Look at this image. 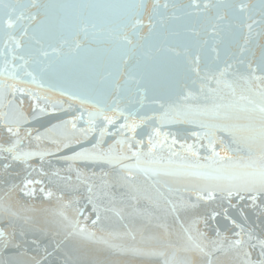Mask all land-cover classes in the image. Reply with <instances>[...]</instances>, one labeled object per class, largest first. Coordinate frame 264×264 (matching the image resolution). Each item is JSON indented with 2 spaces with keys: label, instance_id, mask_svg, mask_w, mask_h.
Returning <instances> with one entry per match:
<instances>
[{
  "label": "snow or ice",
  "instance_id": "6c2138e0",
  "mask_svg": "<svg viewBox=\"0 0 264 264\" xmlns=\"http://www.w3.org/2000/svg\"><path fill=\"white\" fill-rule=\"evenodd\" d=\"M96 7L99 6L91 3H45L42 0H29L27 4L4 5L5 14L9 16L8 28L16 27L17 21L28 22L26 25H19V39L11 34L8 35V41L13 42L15 48H24L25 45L21 41L24 38L28 39V56L26 58L21 55L19 60L23 63L19 65L13 63L10 69L8 67L10 62L6 59L4 68L0 69V75L19 80L22 72L25 77L31 78V81L36 83L38 81L35 72H39L42 77L58 75L63 65L78 62L82 54L91 51L92 49L88 46L92 43L106 44L107 47L103 51L108 53L109 58L121 65L125 71L129 68L133 71L141 68L143 57L147 56L153 62L148 69L149 73L154 74L162 82H166L170 76L166 61H182L189 65L191 71L195 73L196 79L191 81V85H196L199 81V89L198 92L186 91V94L182 96L183 103L169 104L165 115L174 113L176 117L183 118L184 122L198 123L204 131L195 132L192 135L197 141L207 139L208 143L207 145L198 142L190 144L186 141L181 143L175 136L170 137L169 133H162L159 128H154L148 136L147 151H145V141L136 139L139 124L134 120L128 122L127 116L125 117L126 122L119 125L115 133H109L107 127L98 128L96 121L101 115L107 125L115 124L113 117L104 115L106 108L114 109L122 116L125 115L115 105H105L95 113H88L87 127L77 128V121L81 117H73L71 120L62 121L60 124L45 129V132L36 135L35 139L37 141L48 139L55 145V152L58 153L62 149L70 148L73 143H81V139L74 138L76 134H79L83 140H88L99 131V138L95 139L91 148L81 147L79 151H73L71 155L58 157V159L71 162H104L117 166L120 171L115 182L109 185L107 181H103L102 188L120 187L126 188L129 193H135L137 189L133 181L136 171L142 172L145 176L161 173L194 176L203 179L205 183L192 189L188 187L175 189V199L161 192L158 187L155 188L157 198L145 196L149 204L162 212V217H155L158 221L155 227L161 230V234L151 238L157 242L158 247L150 249L127 247L97 236L95 226L101 221L102 213L110 209L96 202L99 195L94 192L95 185L89 183L90 177L78 168L73 169L70 164L67 170H75L77 181L87 188L88 195L85 199L92 204L95 214V219L91 221L93 228L90 229L84 221L79 219L83 215L81 208L75 209L77 218L69 217L65 211L73 204H79V198L64 201L63 193H61L57 197L60 202L57 208L37 209L34 206H25L23 214L15 210L4 198H0V225H4L7 220L8 226L11 227V231H8L7 227L0 226V264H52L50 258L57 254H60L59 264H107L104 259L88 257L78 249H67L65 244L69 238H78L83 242L98 245L113 255L134 254L153 257L159 259L160 264H195L193 254L201 256L203 264H218L217 254L226 255L230 252L236 254L239 264H264V238L256 234L254 229H245L237 224V221L229 215V210L235 208L247 220L244 207L258 210L260 215H264V76H238L242 80L254 79L260 82L257 88L250 87L238 91L234 82L225 79L233 67L232 64L225 61L222 69L217 66L214 70L209 65L202 70L200 52H193L189 47H157L138 55L137 49H143L144 41L148 39L141 32L144 25L142 10L146 7L145 4L141 2L123 5L129 9L127 14L107 19L99 18L91 11L85 12V9L90 10ZM204 7L205 9L217 8L216 19L218 21L225 19L229 9L244 11L249 8L245 3L228 4L224 0H220L216 5L206 3ZM258 7L261 12V23H264V0H259ZM30 9H35V12L29 11ZM18 10L19 14L13 20L11 14ZM248 18L251 19L250 16ZM254 23L257 21L253 20L247 25L249 32ZM154 27L150 16V32ZM213 31H216L215 26ZM213 51L216 52L215 60H219V52L216 49ZM16 58L13 55L12 59L16 60ZM247 67L251 69V63ZM261 71H264V54H262ZM108 75L111 76L112 73L109 72ZM233 75L237 74L233 73ZM128 79L134 80L135 76L129 75ZM105 81V75L97 71L95 85L104 87ZM137 83L139 84L140 81ZM212 83H215L217 87H211ZM220 85L229 90L227 97L223 94ZM113 86L117 91L120 90L118 83ZM9 87L6 84H0V95ZM183 88L189 89L190 84L184 83ZM11 90L21 93L26 91L22 88L17 89L15 86H11ZM29 95L34 100L39 99L32 93ZM198 100H211L212 103L210 105L189 103V101ZM81 102L84 101L81 100ZM9 104V112H0V124L15 139L7 146L0 144V179L9 178V191L19 189L21 195L26 198H35L37 191L51 198L54 195L52 191L44 187L37 189L36 185L44 183L42 180L37 181L28 177L32 172L37 171L29 160L38 156L43 163L46 156L53 155V151L23 150L21 147L23 138L20 132L21 126L27 123V117L19 111L18 106H12V102ZM35 107L37 114L46 111L39 103ZM161 107L164 105L162 104ZM55 110L53 108V111ZM197 116L233 123L211 124L205 120L190 118ZM69 124L71 125L70 131L68 130ZM217 131L228 133L229 139L226 141L223 137H218L215 134ZM25 132L31 136V130L25 129ZM126 133H131V135L127 136ZM106 136H120L121 138L105 148ZM177 145L182 151H177ZM200 149L209 150L210 155L202 157ZM165 150L168 152L166 160L158 154ZM189 158H192L194 162L188 163ZM130 159H134L135 163H123ZM177 159L182 162L181 165L178 168L171 167ZM201 160L206 163H201ZM16 163H23L26 168L31 169L19 184L10 180L11 170ZM48 163L51 164V161ZM38 171L41 175L49 177V183H56L57 180L65 182L71 180V177L61 176L60 169L51 174L45 172L43 167ZM96 175L94 172L91 174L92 177ZM108 175L109 173H103L105 177ZM65 187H72L74 191L76 190L67 183ZM168 191L172 193L173 189ZM193 196L195 202H193ZM131 199L137 202L139 200L134 194L131 195ZM201 202H219L220 209L213 210L206 216L195 217L185 227L181 213L197 210ZM241 203L244 207L240 206ZM116 214L119 215V212ZM168 216L173 217L183 230V237L177 242L170 239V225L166 222ZM220 216L239 229L234 233L235 238L229 240L218 228L215 229V239H209L206 232L200 231L198 227L200 223L208 228L209 221H214ZM151 218L152 214H149V223H151ZM108 235L114 238L129 236L133 240L136 239L131 230L126 233H109ZM44 239L48 241L46 244L43 243ZM254 251L255 258H253Z\"/></svg>",
  "mask_w": 264,
  "mask_h": 264
},
{
  "label": "water",
  "instance_id": "95a60500",
  "mask_svg": "<svg viewBox=\"0 0 264 264\" xmlns=\"http://www.w3.org/2000/svg\"><path fill=\"white\" fill-rule=\"evenodd\" d=\"M42 2L91 3L98 5L99 7L90 10L85 9V12L91 11L93 15L101 19L125 15L129 9L123 7V5L142 2L146 7L142 10L144 25L141 32L148 39L144 41L145 47L143 49H137L138 55H142L147 50H154L157 47H189L193 52H200L202 56L200 67L202 70L209 65L214 70L217 66L222 69L225 66V61L232 64L233 67L229 70L225 79L234 82L238 91L250 87L257 88L260 83L254 79L242 80L238 76H264V71H261L262 54H264V23H261V12L258 7L259 0H224L228 4L245 3L249 8L244 11L229 9L223 21L216 19L217 8L205 9L204 7L206 3L216 5L220 0H42ZM27 3H29V0H0V69L4 68L6 59L10 62L8 65L10 69L13 63L17 65L23 63L19 60L21 55L26 58L28 56L27 38L21 41L25 45L24 48H15L14 43L8 41L9 34L19 39V25H26L28 22L17 21L16 27L8 28L7 20L9 16L5 14L6 10L4 8L6 4ZM29 11L35 12V9H30ZM18 14L19 10L16 13H12L11 18L15 20ZM150 16L155 25L151 32L149 29ZM249 16L251 19L248 18ZM253 20L257 21V23L252 24V30L249 32L247 25L252 23ZM214 26L216 31H213ZM196 33H199V35H196ZM88 47L92 50L82 54L78 62L63 65L61 72L56 76L48 75L42 77L39 72H35L34 74L38 81L36 83L32 82L31 78L25 77L22 72L19 80L0 75V84L10 86L0 95V112H9V102H12V106H18L19 111L23 112L24 116L27 117V123L21 126L20 132L23 138L21 145L23 150L53 151V155L46 156L43 163L38 156L29 160V163L37 171L32 172L28 178L37 181L42 180L44 183L36 185L37 189L44 187L54 194L49 198L37 191V196L29 199L21 195L19 189L9 191V178H5L0 179V198H4L11 203L13 208L21 211L22 214L25 206H34L37 209L57 208L60 203L57 197L61 193H63L64 201L79 198V204H73L71 207L66 208L65 211L69 217L77 218L75 209L77 207L81 208L83 215L79 219L84 221L91 229L93 228L91 221L95 219L92 204L85 199L88 195L87 188L84 184L77 181L75 170H67L71 164L73 169L78 168L90 177L89 183L95 185L94 192L99 195V199L96 202L102 207L110 209V211L102 213L101 221L95 226L94 230L97 236H102L113 243L127 247L144 249L158 247L157 242L151 238L161 234V230L155 227L156 223H158L155 217H162V212L152 204H149L144 197L157 198L155 188L158 187L161 192L175 199V189L199 187L205 183L203 179L194 176L165 175L163 173L145 176L142 172L136 171L135 180L133 181L137 189L135 193H129L126 188L120 187L102 188L103 181H107L109 185L115 182L116 176L120 171L117 166L104 162H71L58 159V157L71 155L73 151H79L81 147L91 148V144L95 142V139L99 138V131L89 137L88 140H83L79 134H76L74 138L81 139V143H73L70 148L62 149L58 153L55 152V145L48 139L37 141L35 136L44 133L45 129L51 128L53 125L78 116L81 118L77 121V128L87 127L88 113H95L100 107L105 105H115L125 115L122 116L114 109L108 110L106 108L104 115L113 117L115 124L107 125L104 122L103 115H101L96 121L98 128L107 127L109 133H115L119 125L126 122L125 117L127 116L128 122L134 120L139 124L136 139L145 141V151H147L148 136L154 128H159L162 133H169L170 137L175 136L181 143L186 141L190 144L198 142L207 145V139L197 141L192 135L195 132L204 131L198 123L184 122L183 118L176 117L174 113L165 115L169 104L183 103L182 96L186 94V91L198 92L199 81H197L196 85H191V81L196 79V75L191 71L190 66L182 61H166L170 76L166 82H162L154 74L149 73L148 69L153 65V62L147 56L143 57L141 68L135 71L129 68L125 71L121 65L109 58L108 53L103 51L107 47L106 44L92 43ZM213 49L219 52V60H215L216 52ZM13 55L17 57L16 60L12 59ZM239 61H243V63H239ZM249 63L252 65L251 69L247 67ZM97 71L106 77L104 87L94 83ZM109 72L112 73L111 76L108 75ZM233 73L237 75H233ZM129 75L135 76V79H128ZM137 81H140V83L138 84ZM117 83L120 85L119 91L113 86ZM184 83H189L190 88L184 89ZM11 86H15L17 89H26V91L24 93L13 92ZM210 86L217 87L215 83ZM220 87L223 94L227 97L229 90L224 88L223 85H220ZM29 93L39 99L34 100ZM73 96L76 98H72ZM81 100L84 102L82 103ZM37 103L46 109L44 113L37 114L35 107ZM189 103L200 105L208 103L210 105L212 101L198 100L189 101ZM162 104L164 107H161ZM53 108L56 110L53 111ZM81 113H83L82 116ZM190 118L205 120L211 124L233 123L208 117L197 116ZM25 129L31 130V136L27 135ZM70 129L71 125L69 124L68 130L70 131ZM215 134L218 137H223L226 141L229 139L226 132L217 131ZM125 135L130 136L131 133H126ZM120 138V136H106L104 147L107 148ZM13 139L15 138L0 124V144L7 146ZM176 149L177 151H182L179 145L176 146ZM217 150H220L219 146ZM158 154L162 155L165 160L168 157L166 150ZM200 154L202 157L207 156L210 155V151L200 149ZM48 161H51V164ZM187 162L192 163L194 161L189 158ZM200 162L206 163L203 160ZM123 163L134 164L135 160H125ZM181 163L177 159L176 163L171 167L178 168ZM41 167L49 174L60 169V175L71 177V180L67 182L57 180L56 183H49V177L39 173L38 170ZM30 171L31 169L26 168L23 163H16L11 170V182L19 184ZM93 172L97 174L95 177L91 176ZM103 173H109V175L105 177ZM66 183L72 185L76 190L74 191L72 187H65ZM169 189H173V192L169 193ZM133 194L139 198L138 202L131 199ZM192 199L195 202L194 196ZM233 203L235 204L236 201L234 200ZM240 206L244 207V204L241 203ZM113 209L115 211H112ZM219 209V202H201L197 210L181 213V218L185 221V227H187L195 217L206 216L213 210L218 211ZM117 212H119V215L116 214ZM244 212L247 220L235 208L229 210V215L237 221V224H240L245 229H254L256 234L264 238V215H260L258 210H253L250 207H244ZM149 214H152L151 223H149ZM36 215L40 214L36 213ZM166 222L170 225V239L173 242L181 240L183 230L180 224L175 222L171 216L166 218ZM0 226L7 227L8 231H11L7 220L4 225ZM198 227L200 231L207 233L209 239L216 238L215 229L217 228L229 240L235 238L234 233L239 231L223 216L218 217L214 221H209L208 228H205L203 223H200ZM129 230L135 234V240L129 236L114 238L108 235L109 233H126ZM47 242V239L43 240V243L46 244ZM65 247L67 249H78L88 257L104 259L107 264H160L159 259L149 256L134 254L113 255L98 245L83 242L78 238H69ZM33 255H36V253H33ZM217 255L219 257L218 264H239L234 252L226 255ZM255 257L256 253L254 251L253 258ZM50 260L52 264H59L60 254L51 257ZM193 260L195 264H203V258L197 254H193Z\"/></svg>",
  "mask_w": 264,
  "mask_h": 264
}]
</instances>
